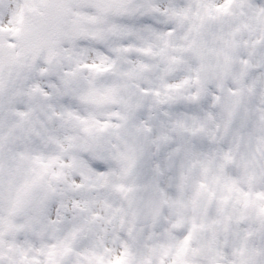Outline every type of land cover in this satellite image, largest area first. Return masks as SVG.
<instances>
[{"label": "snow or ice", "instance_id": "6c2138e0", "mask_svg": "<svg viewBox=\"0 0 264 264\" xmlns=\"http://www.w3.org/2000/svg\"><path fill=\"white\" fill-rule=\"evenodd\" d=\"M0 264H264V0H0Z\"/></svg>", "mask_w": 264, "mask_h": 264}]
</instances>
